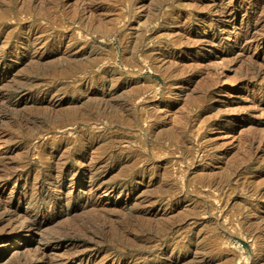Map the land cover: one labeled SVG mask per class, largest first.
<instances>
[{"label": "rangeland", "instance_id": "obj_1", "mask_svg": "<svg viewBox=\"0 0 264 264\" xmlns=\"http://www.w3.org/2000/svg\"><path fill=\"white\" fill-rule=\"evenodd\" d=\"M0 99V264H264V0H0Z\"/></svg>", "mask_w": 264, "mask_h": 264}, {"label": "bare ground", "instance_id": "obj_2", "mask_svg": "<svg viewBox=\"0 0 264 264\" xmlns=\"http://www.w3.org/2000/svg\"><path fill=\"white\" fill-rule=\"evenodd\" d=\"M38 43V42H37ZM32 46V45H31ZM131 65V64H130ZM135 92V91H134ZM1 100V99H0ZM101 102V101H100ZM103 106V105H102ZM112 113V112H111ZM119 116V114H118ZM90 120V119H89ZM68 121V120H67ZM129 122V121H128ZM172 134V133H171ZM57 162V161H56ZM54 168V167H53ZM62 175V174H61ZM62 178V177H61ZM65 178V177H64ZM97 180H95L96 182ZM62 194V193H61ZM67 194V193H66ZM41 195V194H40ZM60 195V194H59ZM30 196V195H29ZM39 196V195H38ZM42 197V196H41ZM54 197V196H53ZM36 198V197H35ZM62 198V197H61ZM19 199V198H18ZM27 199V198H26ZM9 209V208H8ZM49 210V209H48ZM24 215V214H23ZM14 217V216H13ZM15 218V217H14ZM23 218V216H22ZM24 219V218H23ZM18 222V221H17ZM22 222V223H21ZM19 222L21 223L20 225L18 224V227L15 228V236L20 234V232L22 231H31L33 229V226L36 224V220L34 218H31V217H28V219H25V221L23 222V220ZM43 222V221H42ZM17 225V224H16ZM11 227V226H10ZM35 227V226H34ZM12 228V227H11ZM112 229V228H111ZM117 229V228H116ZM12 230V229H11ZM12 230V231H14ZM114 230V229H113ZM112 230V231H113ZM110 231V230H109ZM9 232V230H8ZM28 233V232H27ZM114 233V232H113ZM59 240V239H58ZM58 240L55 238V239H51L47 242V244H50V246H55L56 244H58ZM73 255V254H72ZM63 257V256H62ZM69 257V256H68ZM66 259V258H65ZM69 259V258H68ZM34 261V260H33ZM64 261V260H63ZM71 261V260H70ZM30 262V261H29ZM61 263V262H60ZM59 263V264H60ZM26 264V263H25ZM54 264V263H53Z\"/></svg>", "mask_w": 264, "mask_h": 264}]
</instances>
